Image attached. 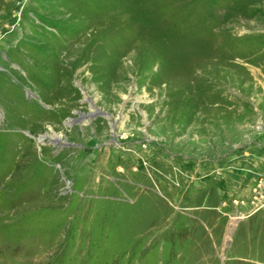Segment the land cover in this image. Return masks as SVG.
I'll list each match as a JSON object with an SVG mask.
<instances>
[{
  "label": "rangeland",
  "instance_id": "obj_1",
  "mask_svg": "<svg viewBox=\"0 0 264 264\" xmlns=\"http://www.w3.org/2000/svg\"><path fill=\"white\" fill-rule=\"evenodd\" d=\"M263 172L264 0H0V264H264Z\"/></svg>",
  "mask_w": 264,
  "mask_h": 264
},
{
  "label": "water",
  "instance_id": "obj_2",
  "mask_svg": "<svg viewBox=\"0 0 264 264\" xmlns=\"http://www.w3.org/2000/svg\"><path fill=\"white\" fill-rule=\"evenodd\" d=\"M85 100L88 101L89 103V108L92 109L91 111L88 112H80L76 111L77 117H68V120L70 123H79L83 124L84 122H88L95 118L96 116L100 115L102 117H106L108 119L112 118V115L108 112L102 111L100 107L94 106L93 105V100L89 99L88 95H85ZM122 107V106H121ZM118 116L120 117V113H118ZM114 123L111 124V129L114 128ZM112 137V134H111ZM39 138H43V136H39ZM55 141H59L57 137L54 138ZM60 144H66V145H74V143L67 142V141H61Z\"/></svg>",
  "mask_w": 264,
  "mask_h": 264
},
{
  "label": "built area",
  "instance_id": "obj_3",
  "mask_svg": "<svg viewBox=\"0 0 264 264\" xmlns=\"http://www.w3.org/2000/svg\"><path fill=\"white\" fill-rule=\"evenodd\" d=\"M256 185H257V189H255L256 192L251 197L252 198L251 201H250L251 203H249L250 204V208H251L249 213L255 212L258 209L264 207V202L263 201H261V203L257 202L258 197L256 196L257 194H259L258 190L259 191L260 190H264V172H263V175L261 176L260 182L258 184H256ZM261 199L264 200V196H261Z\"/></svg>",
  "mask_w": 264,
  "mask_h": 264
},
{
  "label": "bare ground",
  "instance_id": "obj_4",
  "mask_svg": "<svg viewBox=\"0 0 264 264\" xmlns=\"http://www.w3.org/2000/svg\"><path fill=\"white\" fill-rule=\"evenodd\" d=\"M52 137H57V136L55 134H53Z\"/></svg>",
  "mask_w": 264,
  "mask_h": 264
}]
</instances>
